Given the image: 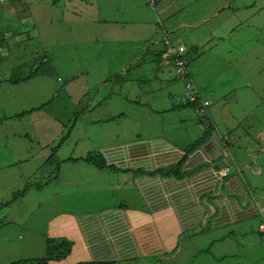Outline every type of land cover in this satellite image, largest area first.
Here are the masks:
<instances>
[{"label": "rangeland", "instance_id": "374dc122", "mask_svg": "<svg viewBox=\"0 0 264 264\" xmlns=\"http://www.w3.org/2000/svg\"><path fill=\"white\" fill-rule=\"evenodd\" d=\"M89 2L0 0V32H16L0 47V264H38L48 231L61 230L55 222L65 223L62 215L76 207L69 184L74 189L70 181L79 182L80 168L90 166L87 153L130 141L147 147L155 136L182 135L189 145L201 134L193 115L200 109H174L186 99L184 86L191 88L174 73L172 52L182 50L177 57L188 64L201 104H209L203 114L213 119L218 137L227 131L234 140L232 168L240 154L251 167L243 171L247 193L264 194V0ZM9 74L29 76L11 83ZM154 97L159 103L148 105L168 112H148L142 100ZM54 146L56 157L43 161ZM57 163L61 169L53 174ZM256 164L260 175L250 171ZM122 186L104 184L99 205L121 195L127 205L137 199L131 185ZM241 229L229 237L236 241H227L232 255L202 264H264V247H254L259 236L244 237ZM183 259L181 250L164 264H197Z\"/></svg>", "mask_w": 264, "mask_h": 264}, {"label": "crops", "instance_id": "0c3cea01", "mask_svg": "<svg viewBox=\"0 0 264 264\" xmlns=\"http://www.w3.org/2000/svg\"><path fill=\"white\" fill-rule=\"evenodd\" d=\"M111 21L117 19L114 17ZM152 38L150 42L157 45V38ZM156 98L142 100L152 115L165 111L164 107L151 108L148 105L159 103L155 101ZM148 115L145 114L143 118ZM176 117L180 120L181 115L177 114ZM199 126L202 131V125ZM215 129L189 153H184V147L189 142L182 135L174 140L155 136L146 144L147 147L130 141L123 147L101 149L107 160L105 166L98 168L87 163L90 166L80 168L77 173L79 182L70 181L74 189L69 184L70 192L77 200L74 211L62 215L65 223L55 222L61 230L47 233L72 240L74 249L63 261H49L48 264L79 261L164 264L181 250L185 262L195 260L197 264H202L223 261L222 255L233 254L228 251L230 244L227 241H236L234 237H229L239 227H242L244 237L252 236V232L259 236L255 248L264 247L261 240L264 230H258V224L264 222V215L260 217L257 214L253 203L256 200L258 206L264 205V194L247 193L243 171L251 167L241 160V154L237 159L240 162L238 168H232L235 162L233 158L225 177L215 175V171L224 166L218 161L222 147L232 141L230 133L226 132L220 139L217 127ZM181 156H184L181 176L155 173L157 168L173 166ZM109 165L117 169H111ZM92 166L97 172L90 171ZM256 168L255 172L250 171L260 175L261 165L256 164ZM53 170L56 171L55 168ZM117 182L120 186L123 184L122 188L131 185L137 192V199L127 205L125 197L121 195L104 206L99 205L98 199L105 197L101 190L103 185ZM250 196L255 200H251ZM251 226L254 229H249ZM222 230L226 231L222 233ZM237 246L241 248L239 241Z\"/></svg>", "mask_w": 264, "mask_h": 264}, {"label": "trees", "instance_id": "16d2710c", "mask_svg": "<svg viewBox=\"0 0 264 264\" xmlns=\"http://www.w3.org/2000/svg\"><path fill=\"white\" fill-rule=\"evenodd\" d=\"M83 2H84V7L86 5H88V3H86L85 1H83ZM164 9H165L164 6L159 7L158 11L159 10L163 11ZM40 14L42 15V13H40ZM6 29H7V32L6 31H4L3 33L0 32V47L1 46H8V43H7L8 37L11 35L13 36L14 35L13 33H16L14 31L15 28H13V27H10V29L9 28H6ZM9 32H11V33L7 34ZM191 51H193L192 46H190L187 49V56H188V54L192 53ZM160 54H161V51H159L155 55L160 57ZM3 59H4V56L0 55V63L3 61ZM170 63L172 65L174 64L173 56L170 58ZM187 65H185L184 71H183V73H181V77L190 79L188 77V66ZM16 72L18 73V69L16 70ZM29 74L24 76L23 78L19 74H16V75L9 74L6 81L11 82V83H17V82L22 81V80L24 81L29 76ZM117 75H119V76H117ZM117 75H114V77L115 78L120 77V74H117ZM111 77L113 78V76H111ZM0 80H1V78H0ZM2 80H4V79H2ZM122 80H123V77H122ZM189 82H190L191 89L193 90V92H191L190 96L188 94L185 96L187 98L185 99V101L183 103H181L179 105L178 104L174 105V109H177L179 106H189L194 111H197V109L201 110L202 108H204L203 105L201 104V99H199L198 90L194 87L191 80ZM184 89H185V92H187L188 89L185 86H184ZM206 110H207V108H206ZM164 112H168V111L165 110ZM23 113H24V111L21 112L20 114H17L15 117H20ZM203 113L204 112L201 110V113L193 114L194 117L197 119V122L199 123V124H196V126L202 125V131H201V134L199 136H197V138L194 140V142H191L189 145H187L186 149L184 150V153H189L190 151L194 150L197 146H199L200 144H202L203 141L206 140V138L208 137V135L211 132L215 131L216 124L214 123L213 119L212 118L207 119L206 114H203ZM182 120L183 119L181 118L180 121H182ZM201 120H203V121H201ZM233 141L234 140L225 143V145L222 147L223 148L222 152H224V153L227 152V153H225V154L220 153V155L218 156V161L221 162V164H230L232 162V160H231L232 156H231V153L229 152L228 146L230 147L232 144H234ZM56 147L54 146L50 149V155L43 158V161H45V160L48 161V160H51L52 158L56 157L55 153H54L56 150ZM228 157H230V158H228ZM183 158H184V156H181V158L173 166L157 168L155 170V173L161 174V175H172V174H174L176 176H181L183 173L180 170V167H181ZM84 160L88 164H92L93 166L98 167V168L105 166V162H107V160H105V158H104L103 152H101V149L98 151L97 154L92 153V152L87 153L84 157ZM47 163H49V162H47ZM49 166H47L46 169H48ZM109 166L111 169H117V168L113 167L112 165H109ZM60 167H61L60 163H57V164H55L54 168L57 171L58 169H60ZM261 169H262V166H261ZM53 174H54V171H53ZM39 186H40V184H39ZM252 200H255V199L252 197ZM253 203H254L255 207L257 208V214L260 217L263 216L264 212H259L256 200ZM259 206H264V205H259ZM255 207L252 205L253 211L256 213ZM48 236H50V237H48ZM72 245H73V241L70 239H67V238L62 237V236H57V235L52 236V235L47 234V238L45 241V252L43 254V257L39 258V259H37V258H34V259H36L38 264H48L49 261L62 260L67 255H69ZM78 263L79 264H109V263H105V262L93 263L90 261H79V262H76L75 264H78Z\"/></svg>", "mask_w": 264, "mask_h": 264}, {"label": "built area", "instance_id": "2783aa9c", "mask_svg": "<svg viewBox=\"0 0 264 264\" xmlns=\"http://www.w3.org/2000/svg\"><path fill=\"white\" fill-rule=\"evenodd\" d=\"M163 39H164L163 41L165 42V39L166 38H163ZM165 45H169V42H167ZM181 51H179L178 53H173L172 52V55H174V58L176 59V61H173L174 62V64H173L174 65V71L179 76H181V73H183L184 68H185V64H184L185 61L183 59L177 57V55H180L181 54ZM187 85L190 86V88H191V85H190V82L189 81H188V84ZM191 92H193L192 89L188 93L189 96L191 95ZM218 175H221V171H218ZM258 210H259V212H264V206H261V207L258 206ZM258 230L259 231H263L264 230V223H259L258 224Z\"/></svg>", "mask_w": 264, "mask_h": 264}, {"label": "clouds", "instance_id": "9594fccd", "mask_svg": "<svg viewBox=\"0 0 264 264\" xmlns=\"http://www.w3.org/2000/svg\"><path fill=\"white\" fill-rule=\"evenodd\" d=\"M164 37L162 36L161 37V39H163ZM172 65V64H171ZM173 69V71H174V68H172ZM174 73H175V71H174ZM176 74V73H175ZM179 76V75H178ZM187 80L188 81H190V79H188L187 78ZM191 91V90H190ZM189 93V91H187V92H185V96L187 95ZM185 98H187V97H185ZM209 105V104H208ZM208 105H203V107L204 108H202L201 110L204 112V110H205V108L208 106ZM183 163V162H182ZM182 165V164H181ZM224 167L227 169V172L224 174V175H222V176H220V175H218V171H220V169L218 170V171H215V175L217 176V177H219V178H223V177H225L226 176V174L228 173V169H229V164H224ZM180 170L181 171H184L183 169H182V166L180 167Z\"/></svg>", "mask_w": 264, "mask_h": 264}]
</instances>
